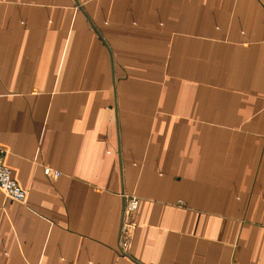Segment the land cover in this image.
I'll use <instances>...</instances> for the list:
<instances>
[{"label": "crops", "instance_id": "obj_1", "mask_svg": "<svg viewBox=\"0 0 264 264\" xmlns=\"http://www.w3.org/2000/svg\"><path fill=\"white\" fill-rule=\"evenodd\" d=\"M0 147V264H264V0H0Z\"/></svg>", "mask_w": 264, "mask_h": 264}, {"label": "built area", "instance_id": "obj_2", "mask_svg": "<svg viewBox=\"0 0 264 264\" xmlns=\"http://www.w3.org/2000/svg\"><path fill=\"white\" fill-rule=\"evenodd\" d=\"M46 176H51L53 179L60 177V173L52 171L49 168L43 170ZM0 192L11 201L24 202L27 197V192L23 189L12 177L11 171L6 163V153L0 147ZM122 211V220L118 238V252L126 255L130 248L132 236L136 228V215L138 209V199L133 195H125Z\"/></svg>", "mask_w": 264, "mask_h": 264}]
</instances>
